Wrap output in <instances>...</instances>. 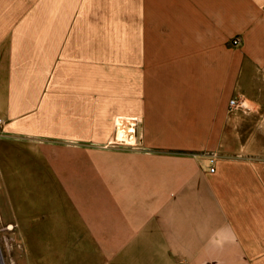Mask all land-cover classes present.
I'll list each match as a JSON object with an SVG mask.
<instances>
[{"label": "crops", "instance_id": "0c3cea01", "mask_svg": "<svg viewBox=\"0 0 264 264\" xmlns=\"http://www.w3.org/2000/svg\"><path fill=\"white\" fill-rule=\"evenodd\" d=\"M0 118L23 264H264V0H0Z\"/></svg>", "mask_w": 264, "mask_h": 264}, {"label": "rangeland", "instance_id": "374dc122", "mask_svg": "<svg viewBox=\"0 0 264 264\" xmlns=\"http://www.w3.org/2000/svg\"><path fill=\"white\" fill-rule=\"evenodd\" d=\"M129 121L133 122L131 125H133V127L135 126L136 128V125H135L136 120L129 119ZM116 135L118 137V131ZM132 139H134V143L132 142H127V143H130L134 145L135 147H139V145L137 144V140H136V134L134 135V137H132ZM121 142H126V141L121 140ZM68 143H71V142H68ZM49 173H53V172L50 171ZM32 178H33L32 173H17L15 177L16 185L18 187L32 186L33 185ZM2 182L3 181L0 178V264H23L24 243L17 240L16 232H15L16 227L15 228L9 227L7 223H5L7 220H9L8 218L9 217L8 207L9 206H7L4 200V194H3L4 184H2ZM47 182L55 190H58V188L61 186L56 178H48Z\"/></svg>", "mask_w": 264, "mask_h": 264}, {"label": "built area", "instance_id": "2783aa9c", "mask_svg": "<svg viewBox=\"0 0 264 264\" xmlns=\"http://www.w3.org/2000/svg\"><path fill=\"white\" fill-rule=\"evenodd\" d=\"M233 43L235 45H240L241 44V38L240 37H236L234 38L233 40ZM245 95L244 94H240L236 97H233L230 99V110L231 111H235V110H238V109H246L247 107L245 106L244 102H245ZM4 124V120L0 118V126H2ZM210 163H211V166H210V171H214L215 168H214V158L213 156L210 157Z\"/></svg>", "mask_w": 264, "mask_h": 264}, {"label": "bare ground", "instance_id": "6f19581e", "mask_svg": "<svg viewBox=\"0 0 264 264\" xmlns=\"http://www.w3.org/2000/svg\"><path fill=\"white\" fill-rule=\"evenodd\" d=\"M132 126H130L127 123L124 122H119L118 125V140L120 141V143H127V142H131L129 141L128 137H132ZM121 140H125L126 142H121ZM10 227V226H9Z\"/></svg>", "mask_w": 264, "mask_h": 264}]
</instances>
